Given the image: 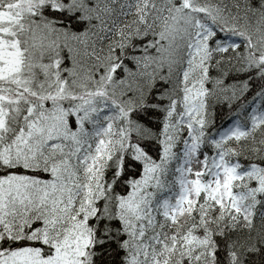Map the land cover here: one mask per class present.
<instances>
[{"label": "snow or ice", "instance_id": "obj_1", "mask_svg": "<svg viewBox=\"0 0 264 264\" xmlns=\"http://www.w3.org/2000/svg\"><path fill=\"white\" fill-rule=\"evenodd\" d=\"M0 264H264V0H0Z\"/></svg>", "mask_w": 264, "mask_h": 264}]
</instances>
